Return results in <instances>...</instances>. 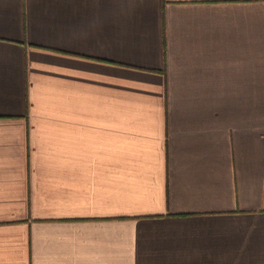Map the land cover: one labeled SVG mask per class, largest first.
Here are the masks:
<instances>
[{"label": "crops", "instance_id": "obj_1", "mask_svg": "<svg viewBox=\"0 0 264 264\" xmlns=\"http://www.w3.org/2000/svg\"><path fill=\"white\" fill-rule=\"evenodd\" d=\"M0 264H264V0H0Z\"/></svg>", "mask_w": 264, "mask_h": 264}]
</instances>
